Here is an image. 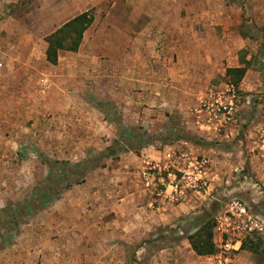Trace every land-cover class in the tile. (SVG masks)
<instances>
[{
    "label": "rangeland",
    "instance_id": "rangeland-1",
    "mask_svg": "<svg viewBox=\"0 0 264 264\" xmlns=\"http://www.w3.org/2000/svg\"><path fill=\"white\" fill-rule=\"evenodd\" d=\"M68 1L0 3V52L5 54L0 57V264H158L160 251L178 245L194 231L189 230L187 222L177 223L171 229L157 228L151 238H144L145 242L130 244L135 232L129 228L130 217L117 212V201L124 192L120 193L111 180V170L120 155L136 153L151 140L157 142L155 147L162 146L158 139L171 141L175 133H186L198 144L188 142L202 150L216 149L217 158L232 165L223 173L227 181L213 189L197 210V219L202 216L215 223L217 252L206 257L190 252L193 262L183 253L184 264H264V152L259 145L264 128L255 130L262 121L264 87L250 92L233 88L232 121L219 127L211 125L208 111L202 107L210 94L222 92L227 100L233 94L229 80L219 74L200 92V88L187 89L186 108L170 102L161 108L147 106L141 88L125 89L122 96L115 93L119 96L114 98L111 88L104 89V94H97L102 88L97 93L92 88L93 94L82 97L59 95L61 89L48 80L57 75V68L41 60L40 44L52 29L45 26L48 19L58 16V22H63L75 13L90 10L101 23L112 3H175L83 0L70 9L63 6ZM219 1L233 3L239 19H252L253 25L250 3H264ZM256 29L255 37H260L247 45L255 53L248 66L260 73L264 83L263 19L257 20ZM202 32L201 28L200 40ZM198 44L197 59L204 52ZM206 51L213 62L217 50L209 45ZM17 55L27 64L17 65ZM212 64L217 65L216 61ZM129 97L140 100L131 104ZM198 122L210 126L206 129ZM205 153L191 152L207 160ZM100 166L107 168L103 172ZM145 193L146 200L152 202L150 209L156 208L158 197ZM234 203L243 207L244 213L240 214ZM242 241L251 250L241 249ZM225 243L231 246L227 252L222 247Z\"/></svg>",
    "mask_w": 264,
    "mask_h": 264
},
{
    "label": "crops",
    "instance_id": "crops-1",
    "mask_svg": "<svg viewBox=\"0 0 264 264\" xmlns=\"http://www.w3.org/2000/svg\"><path fill=\"white\" fill-rule=\"evenodd\" d=\"M80 1L83 0H69V3H64L63 6L71 9L79 6L77 3ZM219 2L218 0H175V3H112L102 17L101 23L97 15H93V23L84 32L77 51L58 52L56 65L46 61V43L42 40L41 60L50 67L57 68V75L48 77V80L61 89L59 95L62 96L82 97L93 94L92 88L96 89V93L99 89H103L97 94L101 92L104 94V89L111 88L113 94L122 96L126 92L125 89L141 88L144 90L143 102L147 106L154 104L161 108L162 105L170 102L186 108L189 103L187 89L200 88L198 91L200 92L202 88L213 82L211 80L216 74L224 78L226 69L248 66L250 58L255 54L254 49H249L247 45L251 40L260 37H255L258 31L256 25L257 20H264V3H250L249 12L255 20L253 25L252 19L249 21L239 19V12L235 10L233 3ZM82 12L84 11L73 14L63 22H58V16L48 19L45 26L52 29L47 35ZM43 26L42 23L41 28ZM244 26L246 31L250 29V32L244 31ZM201 28L204 36L200 40L198 35ZM209 41H215V44ZM223 42L224 46H222ZM197 44L204 50L199 59L195 52ZM209 45L217 50L213 62L216 61L221 67L212 64L211 58L207 56L206 50L209 49ZM2 56L4 57L5 54L0 52V57ZM199 61L202 62V66L201 64L197 66ZM208 61L210 66L207 65ZM223 61L226 62L223 64ZM16 62L20 66L27 64L21 55L16 56ZM238 87L242 92H250L264 87V83L260 79V73L250 70L248 66ZM119 95L115 94L112 98ZM170 96L175 98L171 100ZM128 100L131 104H138L140 99L129 97ZM262 112V121L255 129L257 131L264 128V109ZM200 125L206 129L210 126L208 123H200ZM250 133L255 135V132ZM259 145L264 152V139ZM186 149L190 154L191 152L208 154V157L203 155L207 157L209 164L206 188L201 192L186 191L182 200L174 203L172 188L167 185L165 192L159 197L156 196L158 198L155 201L158 202V206L150 209L152 202L146 200V190L141 188L140 173L144 164L166 161L171 158L172 152ZM201 150L188 141L178 140L173 144L143 147L136 153L128 152L127 155H120L117 165L112 166L111 180H114L120 193L124 192V196L117 201V212L131 219L129 228H133L135 233L129 239L130 244L151 238L157 228L171 229L177 223L179 226L180 223L187 222L192 232L200 227L205 220L202 216L201 219H197L199 213L197 210L201 202L209 198L210 192L226 179L223 173L226 172V168L232 166L225 160L217 158L216 149ZM100 168L104 172L107 167L100 166ZM101 195L104 196L103 193ZM135 216L138 219H135ZM186 216L189 217L186 221H182L181 219ZM190 252L194 253L187 238L181 239L178 245L159 252L158 264H184L183 253L187 255V261L193 262L195 260Z\"/></svg>",
    "mask_w": 264,
    "mask_h": 264
},
{
    "label": "built area",
    "instance_id": "built-area-1",
    "mask_svg": "<svg viewBox=\"0 0 264 264\" xmlns=\"http://www.w3.org/2000/svg\"><path fill=\"white\" fill-rule=\"evenodd\" d=\"M4 1L8 2V0H0V3ZM233 88L235 87L230 84L233 94L228 100L223 97L222 92L210 94L207 99L203 100L202 107L208 111L209 121L213 123L212 125L219 127L232 121ZM207 163L206 159L197 158L186 150L172 152L171 158L166 161L146 162L140 173L143 188L159 197L165 192L167 185L171 186L172 199L180 202L186 191L199 192L206 186L209 173ZM233 205L236 206L235 208L240 214L244 213V208L238 207V203ZM222 247L224 252L231 248L227 243Z\"/></svg>",
    "mask_w": 264,
    "mask_h": 264
},
{
    "label": "trees",
    "instance_id": "trees-1",
    "mask_svg": "<svg viewBox=\"0 0 264 264\" xmlns=\"http://www.w3.org/2000/svg\"><path fill=\"white\" fill-rule=\"evenodd\" d=\"M94 16L92 11H84L73 18L66 21L57 30L50 33L44 38L46 43L45 49V59L51 65H56L58 62V52L59 51H70L75 52L78 50L84 32L93 23ZM247 65L237 68H229L225 71V76L229 80V83L235 88L238 87L240 81L245 75ZM161 145L170 144L178 140L190 141V138L186 133L179 134L175 133L171 141L165 138L158 139ZM155 141V140H154ZM153 140L147 141L141 145V148L148 146H155ZM194 144H198L192 142ZM133 148V147H132ZM113 154L111 152L109 155ZM98 159V161L103 159ZM72 176V175H71ZM70 177V175H69ZM214 227L215 223L213 220L206 218L203 223L198 227L192 234L187 237L188 243L193 250V252L198 256H212L217 252L216 244L214 242ZM241 249H249L245 241L241 242Z\"/></svg>",
    "mask_w": 264,
    "mask_h": 264
}]
</instances>
